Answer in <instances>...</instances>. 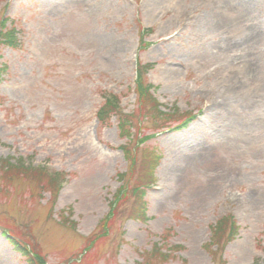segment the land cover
<instances>
[{
  "label": "rangeland",
  "instance_id": "374dc122",
  "mask_svg": "<svg viewBox=\"0 0 264 264\" xmlns=\"http://www.w3.org/2000/svg\"><path fill=\"white\" fill-rule=\"evenodd\" d=\"M70 2L0 0V264H264V0Z\"/></svg>",
  "mask_w": 264,
  "mask_h": 264
},
{
  "label": "trees",
  "instance_id": "16d2710c",
  "mask_svg": "<svg viewBox=\"0 0 264 264\" xmlns=\"http://www.w3.org/2000/svg\"><path fill=\"white\" fill-rule=\"evenodd\" d=\"M15 35H16V29L15 28L8 29V27H1V29H0V39H1L0 44L1 45L2 44L3 45H14L16 43ZM149 67H152V65H149ZM138 77L139 78L137 79V82L139 83L138 84L139 89L141 91L143 90V92L147 91L146 88L144 90V87L142 84V81L144 80V76L140 71L138 72ZM115 109H116V103L113 100L108 99L105 102V104L103 105V107L100 109L101 112L99 113V120L104 121L105 120L104 114H112ZM194 119H195V117L192 115L190 117H187L186 115L183 116V121L179 126H177V129L183 128L184 126H186L189 122H191ZM121 126L124 127V124L122 123ZM123 148H124V150H128L127 147H123ZM148 157H149V154H148ZM148 160L152 163L150 169L152 170L154 166L156 168V164H157V162H159L158 158H156V157H154V155L150 154V157L148 158ZM142 186L143 185H141V187ZM141 187H140L139 192L137 193V201H136V203H137L136 206H138V214L135 213V211H133L130 215L131 218H137L138 219V218L142 217L144 215V213L146 212L145 202L143 201V197L145 196L146 191L144 189H141ZM124 190L125 189L123 187L121 189L120 193L118 194V196L115 197V199H116L115 203L111 202L112 205H115V208H113L114 211L116 210V208L118 206L119 195L120 194L124 195V193H123ZM223 221L224 220H222L220 223H218L217 226L215 227L216 229L214 230L213 238H212L214 241H215L214 238H218V236L221 232H226L225 229L226 230L228 229V227L226 228V226L224 229V224L222 223ZM217 230H219L218 233H216ZM235 232H236V230L234 228L233 233H231L230 235L227 236L228 241L234 239L233 234Z\"/></svg>",
  "mask_w": 264,
  "mask_h": 264
},
{
  "label": "clouds",
  "instance_id": "9594fccd",
  "mask_svg": "<svg viewBox=\"0 0 264 264\" xmlns=\"http://www.w3.org/2000/svg\"><path fill=\"white\" fill-rule=\"evenodd\" d=\"M66 15L70 17L75 26L88 25L92 22L89 8L79 3L78 0H71L66 9Z\"/></svg>",
  "mask_w": 264,
  "mask_h": 264
},
{
  "label": "bare ground",
  "instance_id": "6f19581e",
  "mask_svg": "<svg viewBox=\"0 0 264 264\" xmlns=\"http://www.w3.org/2000/svg\"><path fill=\"white\" fill-rule=\"evenodd\" d=\"M251 67H252V65H251ZM233 84V83H232ZM234 85V84H233ZM236 87V86H235Z\"/></svg>",
  "mask_w": 264,
  "mask_h": 264
}]
</instances>
